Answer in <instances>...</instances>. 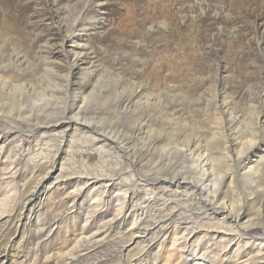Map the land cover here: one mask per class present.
I'll return each instance as SVG.
<instances>
[{
	"label": "rangeland",
	"instance_id": "obj_1",
	"mask_svg": "<svg viewBox=\"0 0 264 264\" xmlns=\"http://www.w3.org/2000/svg\"><path fill=\"white\" fill-rule=\"evenodd\" d=\"M66 38L84 47L82 82L94 76L77 98L80 119L126 154L100 139L91 146L76 128L29 133L63 112L62 83L46 70L67 76L72 58L64 53L75 46ZM163 88L183 92L167 102L191 124L171 123L168 141ZM213 98L237 119L234 131L224 124L240 143L231 163L218 152L220 136L207 129L218 128ZM257 116L264 117V0H0V264H212L219 249L235 244L234 234L218 227L221 217L197 225L177 219L188 231L176 249L174 237L159 229L164 201L197 216L196 203L211 192L247 212L245 242L264 238V120L260 128ZM196 120L206 130L192 125ZM199 138L203 149L194 158L177 154ZM86 151L91 157H83ZM242 154L252 159L246 174L237 161ZM176 175L202 185L203 196L142 182ZM38 183L40 194L25 207L24 195ZM133 190L141 198L121 229L119 200ZM255 198L258 204L248 205ZM16 209L24 210L13 219ZM143 215L138 230L132 223Z\"/></svg>",
	"mask_w": 264,
	"mask_h": 264
},
{
	"label": "bare ground",
	"instance_id": "obj_2",
	"mask_svg": "<svg viewBox=\"0 0 264 264\" xmlns=\"http://www.w3.org/2000/svg\"><path fill=\"white\" fill-rule=\"evenodd\" d=\"M67 40H69L68 42H72L73 45L75 46L74 49L69 50V51L66 50L64 53L65 54L64 56L66 57L67 60L72 58V61L68 62L69 65L67 66V71H68L67 76H61V75L58 76V75H56L55 72L53 73V71L46 70V72L48 74H51L57 80V83H59V84L62 83V89L60 90V92H57V95L59 96V100L62 101V104L64 106L63 112H62L60 118H58L57 120L43 124L42 126H35L34 130L30 131L29 133L34 135L36 132L39 133V132H43V131H59V130L65 129V128H76L81 133L86 135V137H87L86 140L89 142V144L91 146L94 144L95 139H100V141H104L105 143H108V145L111 146L113 149H118L117 150L118 152L122 151L123 153H125V151H127V150H124L122 147L118 146L117 142L114 140L113 137L109 136L108 134H102L101 131L98 130L93 124L82 121L80 119V116H81L80 112L82 110V101L77 100V98L79 96L83 97L88 92L89 88L92 85V81H93L94 76H93V74L87 75V77H86L87 81L82 82L83 77H84L83 76L84 73H82V66L86 60L83 56L84 47L78 45L77 42L73 41L71 38H69ZM67 40H64V42L66 43ZM164 88H163V94H162V95H164V96H162V99H163V97H164V99H163V101L161 100L162 104L160 107H161V112H162L164 118L166 120H168L169 122L166 124L167 127L165 129L164 138L162 140L168 141L169 137L172 138V135H173V134L169 133V131H171L170 127H172V129H173V125H171V123H173V124H184V126H185L184 128H186L188 125L190 126L191 124L188 122V119L187 120L183 119V117L180 114V111L178 110V107L173 106L167 102V98L170 99L169 96L171 97V95L172 96H177L180 94L182 95L183 92L179 88L178 89H172L171 91L168 88L167 89H164ZM72 92L77 93V97H73L71 95ZM214 93H216V92L214 91L213 94ZM147 98H149V97H147ZM139 99H141V98H139ZM142 99H143V97H142ZM142 99H141V101H143ZM157 99H159V96ZM172 99H174V98H172ZM138 100L136 98V102ZM138 102H140V101H138ZM169 102H171V101H169ZM218 102L219 101H215V99H214V101L212 102L213 105H210V110L213 112V117H215L214 119L217 120L216 124L218 125V128H216L214 126V127H210L207 129L209 132L212 131L213 137L215 136L218 138V135L220 136L221 145L219 146L220 148H219L218 152L222 156V158H224L228 163H231L234 161V156L237 153V151H235V150L240 146V143L236 140L234 134H232V133H230V135L227 134L226 128H228V127L224 126V124H228L230 126L228 130H231L233 128V126H235L234 123L237 122V119L233 116L234 113L233 114L229 113L230 111L227 110V107H226L227 104L226 103H218ZM134 104H136V103H134ZM144 104H145V102H144ZM147 105H149V104H147ZM147 108H149V107H146V109ZM208 108L209 107H207V109ZM229 108H230V106H229ZM262 120H264V117L257 116L256 125L259 126L260 128H262V125H261ZM147 123H149V122H145V124H143L146 128H148V126H149V124H147ZM212 124H214V123H212ZM143 125H141V126H143ZM192 125L200 126L202 128H204V126H206L203 121H199V120L194 121V124H192ZM237 125H239V124L237 123ZM141 126H139V127H141ZM234 130H235V128H233V131ZM262 130H264V127L262 128ZM201 133L204 137L207 136L206 131L205 132L203 131ZM135 134H134L135 138L139 137L138 134L137 135H135ZM209 135H211V134L209 133ZM2 136H3V134H0V138ZM179 137L180 136H177V140L179 139ZM201 140L202 139L199 138L198 142L194 141L192 144H190L191 146L188 145L186 148H179L176 151L177 154L182 153V154L186 155V157L194 158L195 154L199 153L203 149L202 147L200 148V141ZM222 140H224V141L222 142ZM255 144H256V140L253 139L251 144H250V148L253 149ZM154 145H152V146H154ZM185 146H183V147H185ZM155 147H157V146H155ZM253 152H255V151L254 150L249 151V153H253ZM83 153H85L83 157H91V155L88 153V151L83 152ZM83 153L79 154L80 157L83 155ZM143 154H141V155H143ZM141 155H139V156H141ZM148 155H150V154L148 153ZM148 155H146V156H148ZM147 158H149V156ZM134 160H136V159H134ZM251 160L252 159H250V157H248V155H246V154H242L237 158V161H240V163H242L239 166L240 172H243V174L249 173V171L251 169L250 167L252 164ZM137 161H139V160L137 159L136 161L133 162L135 165L134 171L138 170V162ZM142 163L144 164L145 162H143V160H142ZM145 166H147V165H145ZM145 166H143V167H145ZM200 173L202 175L206 174L205 166H201ZM135 175L137 176V174H131V176L134 177V179L136 178ZM235 175H236V172H234V173L231 172L228 174L227 179L229 181H232L235 178ZM101 177H105V176H101ZM106 178L108 180V178H111V175L110 174L107 175ZM103 179H105V178H103ZM227 181H225V182H227ZM133 182H136V181H133ZM142 182H144V183L152 182L153 184L160 185L161 187H166V188H175V189H181L182 188V189L186 190V192H188V194L190 193V195H194L195 193L199 192L201 194V196H203L202 192L205 191L202 188L201 184H200L201 186H199L198 183L190 181L189 179H187L183 176H180V175H176V176H172V177L167 176V177L160 178L159 180H157V179L156 180L145 179V180H142ZM80 183L81 182L77 183L76 185L79 186V185H81ZM42 185H43L42 183H38L35 186V188L32 189V191H28V193H26L25 195L23 194L24 195V198H23L24 202L23 203H24L25 207L27 205H29L30 203H32L38 197V195L40 194V188L42 187ZM82 185H83V182H82ZM223 194L224 193H221V192L219 194H215V192H211V194H210V195H212L211 197L208 196L209 197L208 198L207 196L206 197L203 196V200L199 203H196L199 208L197 207L196 209H194L195 212H198V214H199V215L197 214V216L195 214H193L192 212H191L192 214L186 215V213L183 212V208L181 206H179L178 203H175L173 201H164L163 205L160 207L161 208L160 213H165L167 215L160 214L161 215V219H160L161 223H160L159 229H165V234L167 236H173L174 237V244H172L171 246L176 249L177 246L175 243L180 240L182 235H184L183 232L185 233L186 231H188L187 228L182 230L181 227L177 226V224H176L177 219H181V220L185 221V223L187 225H197L198 224L197 221H201L202 218L207 217V218H213L215 220H219V218L221 217L222 221H219V222L217 221L218 227H220V229H225L226 231L234 234V237H231L230 239L232 242H235V244L232 248H230L229 245H227L224 249H219V250L217 249L218 251H217V254L215 255L217 262H213L212 264H264V238L263 237L252 238L250 241L247 240L245 242V239H243V236H246L245 233L249 229V226H244L242 224V222L246 218V215H247V214H245L246 211L245 212L244 211L243 212L242 211L235 212L231 206H229L226 202H223ZM125 197H128V200H127V198L119 200V202L121 203V206L119 208L118 213L120 216H122V220H121V222H119V224H117V226L121 229H123L128 223V217L129 216L126 215V214L130 215L128 207L130 206V204L132 203L133 200L141 198V194H139L133 190V192L130 193V196H129L128 192L125 193ZM151 199L154 200L155 197L152 196ZM257 204H258V199L255 198L254 201L248 205L256 206ZM23 210L24 209L19 211L18 209H16L14 216H12V217H14L13 219H15V217H17L15 215H17L18 212L20 214V215L18 214V216L21 217V215H22L21 212ZM170 211H171V213H169ZM144 220L145 219H144V215H143V217H139V218H137V220L133 221L132 226L133 227L138 226L137 229L139 230L142 227V225L145 223ZM139 223H141V224H139ZM169 226H170V228L168 229ZM85 232H86L85 234H89L91 232V230H86ZM0 241H1V239H0ZM0 243H2V242H0ZM249 244H251V246L247 247ZM245 247L249 248V249H247L246 253L244 251H242V248L244 249ZM234 259H237L238 263L235 262Z\"/></svg>",
	"mask_w": 264,
	"mask_h": 264
}]
</instances>
